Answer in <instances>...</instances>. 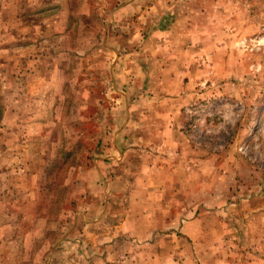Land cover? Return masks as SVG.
I'll use <instances>...</instances> for the list:
<instances>
[{"label":"rangeland","instance_id":"rangeland-1","mask_svg":"<svg viewBox=\"0 0 264 264\" xmlns=\"http://www.w3.org/2000/svg\"><path fill=\"white\" fill-rule=\"evenodd\" d=\"M0 264H264V0H0Z\"/></svg>","mask_w":264,"mask_h":264}]
</instances>
